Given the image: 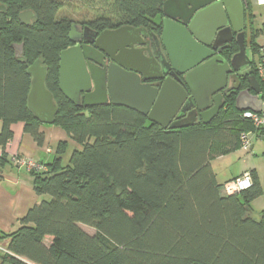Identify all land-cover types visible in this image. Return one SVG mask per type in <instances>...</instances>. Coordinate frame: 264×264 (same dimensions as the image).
<instances>
[{
  "label": "trees",
  "instance_id": "16d2710c",
  "mask_svg": "<svg viewBox=\"0 0 264 264\" xmlns=\"http://www.w3.org/2000/svg\"><path fill=\"white\" fill-rule=\"evenodd\" d=\"M99 1L102 13L88 21L97 32L125 25L159 29L166 0ZM0 3V145L18 120L38 144L43 141L40 122L27 107V67L36 58L46 66L45 86L57 107L52 124L76 145L63 165L68 144L58 142L47 171L31 172L41 199L15 230L0 232L6 250L0 264H264V209L251 208L262 193L255 170L249 171V188L222 195L209 163L211 156L239 148V133L253 129L234 107L235 92L224 96L209 123L176 128L124 106L76 105L58 88L59 53L73 42L70 20L58 17L65 2ZM24 9L34 13L30 24L18 19ZM247 16V46L258 53L254 38L264 34V23L250 28V7ZM11 43L22 44L21 55ZM237 50L232 43L229 54ZM257 79L264 100V81Z\"/></svg>",
  "mask_w": 264,
  "mask_h": 264
},
{
  "label": "water",
  "instance_id": "95a60500",
  "mask_svg": "<svg viewBox=\"0 0 264 264\" xmlns=\"http://www.w3.org/2000/svg\"><path fill=\"white\" fill-rule=\"evenodd\" d=\"M177 2L162 4L159 34L151 33L156 57L150 49L145 55L143 48L134 47L146 43V28L125 25L104 29L94 34L93 41L80 44L73 38L76 30L71 25L69 39L77 42L59 53L58 88L62 94L76 105L110 103L131 108L163 128L191 125L196 115L202 123H209L229 92H235L236 110L261 111V88L247 55L250 2L200 0L199 5L185 9L189 14L182 21L176 20L181 13L168 10L181 11ZM4 11L0 3V12ZM33 16L31 9H24L18 19L30 24ZM130 34L138 40L125 41ZM233 42L238 50L230 55ZM10 46L21 55V43ZM222 49H227V57L221 55ZM27 72L31 77L27 107L38 122L52 124L57 107L45 86L46 66L36 58Z\"/></svg>",
  "mask_w": 264,
  "mask_h": 264
},
{
  "label": "crops",
  "instance_id": "0c3cea01",
  "mask_svg": "<svg viewBox=\"0 0 264 264\" xmlns=\"http://www.w3.org/2000/svg\"><path fill=\"white\" fill-rule=\"evenodd\" d=\"M177 3V8L181 9V11H176L175 8L170 7L168 9L170 13L183 14L187 12L189 14V10L187 9V11L185 9L187 7L189 8L190 6L195 7L199 5L200 0H178ZM249 7L251 12L250 28L256 30L260 28L261 25L264 23V4H257L254 0V5H250ZM174 9L175 12L172 11ZM159 21L157 20V23ZM160 22L158 24H160ZM249 30L250 29L247 30V36L249 35ZM254 42L258 46L259 59L258 62H256L254 60L253 52L247 49V55L250 59V67L253 65L252 61L254 63V66H257L260 61L261 54L264 52V34H258L254 38ZM263 108L264 100L262 98V109ZM2 124V119H0V130L2 128ZM10 130L12 132L11 138L7 141L4 146L0 145V158L2 155L5 156L4 160L0 163V232L3 233H9L15 230L19 226V219L28 211V209L37 204L41 199V197H38L36 195L33 189L32 173L28 172L27 170L21 167L13 165L10 160L11 156L18 155L25 158H32L36 161L48 164L52 162L53 159L56 157L55 149L58 142L66 141L68 147L71 145L76 146L75 143L69 138L67 133L60 126L55 124L40 123L39 131L43 134V141L40 144H38L33 139V137L24 130V121L22 120L13 122L10 125ZM256 139L264 141V129L260 132L259 136L255 137V140ZM63 155L61 156V158L63 157ZM224 155H226V153L217 155L215 158L217 159L223 157ZM250 170L252 169H243L240 173L232 176L231 180L239 176L244 171L249 172ZM257 177L262 187L261 178L258 176V174ZM222 190H224V188L221 187L220 193ZM230 192L231 191L229 190L228 192L221 194L225 195ZM261 195L251 202V208L254 213H258L259 211L264 209V207H255L254 204L255 201H257L261 197ZM0 249H5L4 243L0 242ZM2 251L4 252L6 250Z\"/></svg>",
  "mask_w": 264,
  "mask_h": 264
},
{
  "label": "rangeland",
  "instance_id": "374dc122",
  "mask_svg": "<svg viewBox=\"0 0 264 264\" xmlns=\"http://www.w3.org/2000/svg\"><path fill=\"white\" fill-rule=\"evenodd\" d=\"M65 2L64 6L58 13L59 18H67L71 25L74 26L77 32L83 28H90L88 21L95 19L102 13L100 1L90 0H62ZM250 5H254V0H248ZM254 60L258 62L259 56L257 52H253ZM76 146H69L62 157V164L68 163V158L71 151ZM264 141L255 140L253 138L252 145L248 151L242 149L230 150L220 158L211 156L209 163L215 172L216 179L222 184L224 190L221 193H226L232 188V176L240 173L243 169H255L258 176L261 178L263 193L261 197L255 201V207H264ZM23 168V167H21ZM24 169V168H23ZM26 170V169H25ZM39 197V196H38ZM46 196L45 198H47ZM82 229L88 233H94V229L81 224ZM5 250V249H2ZM0 249V252H3ZM5 252V251H4Z\"/></svg>",
  "mask_w": 264,
  "mask_h": 264
},
{
  "label": "built area",
  "instance_id": "2783aa9c",
  "mask_svg": "<svg viewBox=\"0 0 264 264\" xmlns=\"http://www.w3.org/2000/svg\"><path fill=\"white\" fill-rule=\"evenodd\" d=\"M257 4H264V0H255ZM257 77L264 81V52L261 54L260 61L256 66ZM241 117L245 118L253 126L252 130L241 131L238 136L239 148L248 151L252 145L253 138L260 135L264 129V108L259 112L244 110ZM11 163L17 167H23L28 172H45L46 164L36 161L32 158H25L18 155L11 156ZM252 178L248 171H244L232 180V188L234 190H244L251 186Z\"/></svg>",
  "mask_w": 264,
  "mask_h": 264
},
{
  "label": "flooded vegetation",
  "instance_id": "af4514ba",
  "mask_svg": "<svg viewBox=\"0 0 264 264\" xmlns=\"http://www.w3.org/2000/svg\"><path fill=\"white\" fill-rule=\"evenodd\" d=\"M172 11L175 12V9L172 10ZM186 15H188L187 12L186 13H183V14L181 13V18L177 17L176 20L177 21H182L186 17ZM161 19H162V15H161ZM161 19H160V21H161ZM143 28H145V27H143ZM114 29H116V28H114ZM159 31H160V28L159 29L146 28V43L145 44H134V47L135 48H143L142 51H143V53L145 55H147V53H148L147 51H148V49H150V51L152 52V54L156 57V45H155V42L156 41H154L153 38L151 37V33L159 34ZM83 32H84V28L81 30V32L75 31V33L73 35V38L74 39H79V43L80 44H82L83 42L91 41V40L93 41L94 34L97 35L101 31L100 32H97V31L93 30L92 28H88V30H86L85 33H83ZM245 33H246V30H244V36H245ZM133 40H138L137 38L134 37L133 34H130V35H128L127 38H125V41H127V42H132ZM245 40H246V36H245ZM75 42H77V41H73L71 45H73ZM114 46H116V44L108 46V50H111ZM159 46L161 47V49L163 48L161 43H159ZM220 53H221L222 56L227 57L228 51H227V49H222ZM141 81H142V78H141ZM146 82H150V83H154L155 84L158 81L157 80H155V81L154 80H148ZM81 102H82V93H81ZM199 121H200L199 120V115H196V118H195L194 123L199 122Z\"/></svg>",
  "mask_w": 264,
  "mask_h": 264
}]
</instances>
